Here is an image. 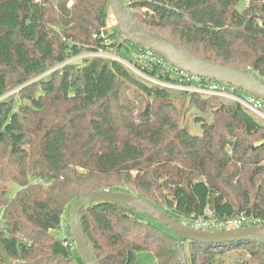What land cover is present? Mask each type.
I'll list each match as a JSON object with an SVG mask.
<instances>
[{
	"label": "trees",
	"instance_id": "1",
	"mask_svg": "<svg viewBox=\"0 0 264 264\" xmlns=\"http://www.w3.org/2000/svg\"><path fill=\"white\" fill-rule=\"evenodd\" d=\"M124 4L143 29L264 83V0ZM110 15L109 0H0V264H84L71 235L57 232L91 193H128L181 223L210 214L264 227L259 119L236 102L154 84L117 60L69 62L117 45ZM134 67L178 83L158 64ZM8 181L20 187L9 200ZM79 224L96 264H137L141 252L157 264H213L229 252L245 253L231 264H264V245L249 241L185 242L183 263L176 235L113 203L90 204Z\"/></svg>",
	"mask_w": 264,
	"mask_h": 264
},
{
	"label": "water",
	"instance_id": "2",
	"mask_svg": "<svg viewBox=\"0 0 264 264\" xmlns=\"http://www.w3.org/2000/svg\"><path fill=\"white\" fill-rule=\"evenodd\" d=\"M109 9L117 29L129 43L157 54L163 61L177 70L232 86L264 103V83L254 76L234 68L205 62L184 51L176 44L143 29L134 21L123 0H109ZM95 203H113L127 207L166 228L179 238L178 252L183 263H185V242L216 245L249 241L264 245V227L262 226L215 233L198 232L131 194L120 192L91 193L74 201L68 213L71 238L84 264H96V262L80 228L79 217L83 209Z\"/></svg>",
	"mask_w": 264,
	"mask_h": 264
},
{
	"label": "built area",
	"instance_id": "3",
	"mask_svg": "<svg viewBox=\"0 0 264 264\" xmlns=\"http://www.w3.org/2000/svg\"><path fill=\"white\" fill-rule=\"evenodd\" d=\"M97 56L102 57L104 53L102 51L96 52ZM140 58L144 59L149 63V65L158 64L163 68V72L169 75L173 80L177 81V84L164 83L157 81L155 79L149 78L148 81L160 85L165 88H171V86H178L185 88L188 92H197L200 94H211L217 95L219 98H227L240 104L244 109H246L250 114L256 116L257 119L264 120V103L250 95L241 97L233 91L232 87H228L226 84H218L210 82V80L194 76L192 74L186 73L181 70L172 68L169 64H165L162 60L154 56L153 52L145 50L141 52ZM146 77V76H145ZM152 81H151V80ZM207 218H198V219H189V228L198 232H224L229 230H236L245 227L258 226V221L253 218L240 216L237 218L225 219V220H215L210 217Z\"/></svg>",
	"mask_w": 264,
	"mask_h": 264
},
{
	"label": "rangeland",
	"instance_id": "4",
	"mask_svg": "<svg viewBox=\"0 0 264 264\" xmlns=\"http://www.w3.org/2000/svg\"><path fill=\"white\" fill-rule=\"evenodd\" d=\"M125 1V0H124ZM106 30H107V34L108 36H110L111 34L113 36H111L109 38V43L113 45V43H117V47L114 46L111 51H109L108 53H104V55L102 57L106 58V59H112V60H117L120 61V63H122L123 65H125L126 67H128L132 72H134L135 74L139 75L140 77L149 80L148 77H145L142 75L141 72H139L135 67H134V63L143 65V66H147L148 62L145 61L144 59L140 58V47L135 46L131 43H129L128 41H126L122 35L119 33L117 26L112 18V15H110L106 21ZM122 43V44H121ZM107 45L108 42H107ZM118 45H121L119 50H117ZM96 53H89V52H84L79 56H76L72 59L69 60L70 63H73L75 65H79L81 63L82 58L85 57H94L97 56L95 55ZM173 68V67H172ZM151 80V79H150ZM152 81V80H151ZM228 86V85H227ZM229 87V86H228ZM232 87V86H231ZM171 88H174L173 90L176 91H183L186 90L185 88L182 87H178V86H171ZM233 91L235 92V94L241 96V97H245L247 94L232 87ZM15 91H9L8 95L13 94ZM207 96H214L211 94H204ZM215 97H217V95L215 94ZM180 100V99H178ZM220 100L222 101H226V102H232V100L227 99V98H220ZM181 101V100H180ZM179 107V106H178ZM189 112L186 111L184 113V117L187 118ZM256 118V116H254ZM257 119V118H256ZM188 121V119H187ZM258 122L262 125H264V120L263 119H259ZM190 123V122H189ZM197 126L193 125V131H197ZM33 139V138H31ZM4 163L7 164L8 163V159L4 156ZM11 169L16 170L15 165L14 164H10L9 165ZM32 183H39L37 178L35 180H32ZM4 186H7L9 188V193L7 195V200L14 198L15 194L17 193L18 190H20L19 185L17 182L15 181H8ZM107 192V191H106ZM68 213H69V209L64 213L63 215V219H62V223L60 228L58 229V236L61 239H69L70 237V231H69V222H68ZM0 217H1V212H0ZM183 223H185L184 225L186 227L189 226V220H183ZM245 253H241V255L243 256V258L245 257L244 255ZM239 255V252H229L225 255L219 256L216 258V262H213V264H231L235 258H237ZM239 255V256H241ZM241 256V257H242ZM136 262L137 264H157L156 260L153 256V254L148 253V252H141L138 253L136 255ZM76 264H80L79 260L76 261Z\"/></svg>",
	"mask_w": 264,
	"mask_h": 264
}]
</instances>
